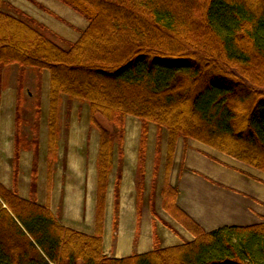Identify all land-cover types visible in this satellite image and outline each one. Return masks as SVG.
<instances>
[{
	"label": "trees",
	"instance_id": "1",
	"mask_svg": "<svg viewBox=\"0 0 264 264\" xmlns=\"http://www.w3.org/2000/svg\"><path fill=\"white\" fill-rule=\"evenodd\" d=\"M58 1L88 20L65 47L44 24L0 0V99L6 67L19 65L21 76L29 69L50 71V165L63 98L89 105L90 122L100 132L97 233L62 225L48 204L0 182V264H264V223L207 232L179 208L168 179L163 207L194 241L115 258L104 252L102 236L112 158L116 145L123 155L128 115L142 124L139 196L150 123L159 136L162 128L168 131L169 166L183 137L264 172V0ZM29 93L19 84V115ZM34 107L40 120L39 97ZM20 124L19 116L15 171Z\"/></svg>",
	"mask_w": 264,
	"mask_h": 264
},
{
	"label": "crops",
	"instance_id": "2",
	"mask_svg": "<svg viewBox=\"0 0 264 264\" xmlns=\"http://www.w3.org/2000/svg\"><path fill=\"white\" fill-rule=\"evenodd\" d=\"M6 1L47 28L54 27L61 35L71 37V41L77 40L88 25L84 16L58 0ZM55 17L65 19L76 32L60 29ZM2 80L5 87L0 99V182L23 198L48 204L62 225L95 235L100 132L91 129L89 105L77 100L69 103L66 96L63 98L61 109H70L71 124L67 134L61 131L57 157L50 165V71L29 69L21 76L20 66L13 64L3 70ZM21 83L30 93L19 115ZM37 97L41 102L40 120L34 107ZM19 116L21 150L15 171ZM153 127L157 125L150 123L140 196L137 184L141 170L140 139L133 140L126 129L122 156L115 146L102 235L103 249L108 256L145 254L157 247H173L195 240L193 233L163 207L162 192L167 179L177 189L179 208L207 232L264 223L263 171L203 142L183 137L177 141L169 166L168 131L162 129L160 142L153 143Z\"/></svg>",
	"mask_w": 264,
	"mask_h": 264
},
{
	"label": "rangeland",
	"instance_id": "3",
	"mask_svg": "<svg viewBox=\"0 0 264 264\" xmlns=\"http://www.w3.org/2000/svg\"><path fill=\"white\" fill-rule=\"evenodd\" d=\"M16 8H18V7H16ZM55 20L59 24L60 29H62V30H66L67 29L68 30L70 28V30L76 32L75 28L71 27V24L69 22H67L65 19H61V18L55 17ZM87 21L88 20L86 19V22ZM48 29L50 30V33H51L50 37L52 39H54L57 43H59L60 45H62L64 47L68 44L67 43L68 41L72 40L71 37L67 38V37L61 35L60 32H58L56 30V28H54V27L53 28H51V27L49 28L48 27ZM34 103H35V101H34ZM70 124H71V111L67 107H65L64 109L62 108L61 109V131L64 130L65 134H67V131L69 130ZM90 124H91V122H90ZM141 125L142 124H140V121L138 120L137 117H135V116H130V117L127 116L126 117V127H125V137H126L127 133L128 134L131 133V136L133 137L132 138L133 140H135V141L139 140L140 139V135H141ZM157 127H153L152 128V138H151V140L153 141V143L157 142V144H158L160 142V136L158 135V131L159 130L157 129ZM92 128H95V127H93V125L91 124V129ZM126 129H127V133H126ZM162 129L166 130L165 128H162ZM156 130H157V132H156ZM148 136H149V134H148ZM148 139H149V137H148Z\"/></svg>",
	"mask_w": 264,
	"mask_h": 264
}]
</instances>
